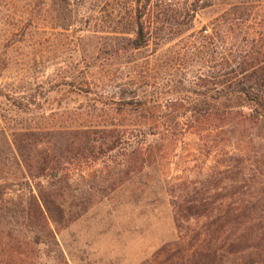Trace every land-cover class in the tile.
<instances>
[{
    "label": "rangeland",
    "instance_id": "rangeland-1",
    "mask_svg": "<svg viewBox=\"0 0 264 264\" xmlns=\"http://www.w3.org/2000/svg\"><path fill=\"white\" fill-rule=\"evenodd\" d=\"M186 1L151 0V42L132 50L144 0H0V264L253 260L229 249L232 231L174 217L177 200L264 198V124L245 107L191 109L207 90L183 57ZM208 2L196 36L249 5ZM40 192L63 214L45 231L26 219Z\"/></svg>",
    "mask_w": 264,
    "mask_h": 264
},
{
    "label": "trees",
    "instance_id": "trees-1",
    "mask_svg": "<svg viewBox=\"0 0 264 264\" xmlns=\"http://www.w3.org/2000/svg\"><path fill=\"white\" fill-rule=\"evenodd\" d=\"M150 1L144 0L135 17L134 37L128 40L132 50L146 48L151 42L153 24L150 18L153 13L147 9ZM208 1L194 0L189 5L187 1L184 2L188 5L183 10L187 17V27L184 31L189 34L187 37L191 40L186 43L183 57L187 66L192 65L200 71L197 77L198 85L207 90L204 93H195L202 102H197L191 109L196 113H199L201 108L216 112L218 105H226L223 114L226 117L234 109L245 107L250 110V119L256 124H264V0H247L249 5L232 4L212 22L210 34L202 36L200 32L196 36L192 26L193 19L199 11L209 7ZM146 13L147 23L143 20ZM201 71L206 74L202 76ZM239 113L242 115V112ZM205 121L197 119L193 129L199 131ZM48 169L43 165L41 175ZM217 197L220 198L216 199L215 196L204 200L174 201L173 213L177 224L207 218L209 226H215L213 232H233V240L228 237L226 242L230 250L240 246L238 252L253 256V260L243 264H264V222L257 226V223L264 220L255 214L257 206L264 204V198L241 197L234 200L233 196L227 198L224 194ZM62 216L61 208L49 195L40 192L37 198L33 197L29 202L26 219L27 224H36L40 230L45 231L50 230L49 222L55 224ZM201 235L206 236V232L200 233L198 238H201ZM216 257L217 253L209 249L204 258L202 254L195 253L183 264H212Z\"/></svg>",
    "mask_w": 264,
    "mask_h": 264
}]
</instances>
